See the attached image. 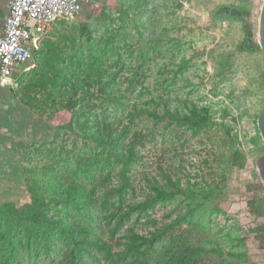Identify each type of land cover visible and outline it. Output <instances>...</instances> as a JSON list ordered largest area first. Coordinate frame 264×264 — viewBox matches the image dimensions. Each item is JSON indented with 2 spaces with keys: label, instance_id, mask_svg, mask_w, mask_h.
I'll return each mask as SVG.
<instances>
[{
  "label": "rangeland",
  "instance_id": "1",
  "mask_svg": "<svg viewBox=\"0 0 264 264\" xmlns=\"http://www.w3.org/2000/svg\"><path fill=\"white\" fill-rule=\"evenodd\" d=\"M262 2L96 0L56 21L15 78V99L48 136L19 144L18 184L0 205L56 196L62 211L49 204V216L94 231L113 254L150 246L149 264H264L254 230L263 221L246 208L264 197L255 164L264 153ZM134 108L139 142L123 173L90 134L102 122L119 129ZM192 109L199 129L185 119ZM82 157L93 175L82 174ZM79 183L91 190L86 205L69 208L65 188ZM67 247L58 230L22 263L55 264ZM98 258L87 262L110 264Z\"/></svg>",
  "mask_w": 264,
  "mask_h": 264
},
{
  "label": "trees",
  "instance_id": "2",
  "mask_svg": "<svg viewBox=\"0 0 264 264\" xmlns=\"http://www.w3.org/2000/svg\"><path fill=\"white\" fill-rule=\"evenodd\" d=\"M140 111L141 109L137 111L134 108V111L129 112L128 123H123L122 120L117 121L119 129H112L109 122H102L96 125L95 131L90 134L96 137L95 148L100 149V153L106 155L103 160L105 164L121 165L123 173L136 156V146L139 142L137 138L140 133L137 130H132V124L133 118L142 113ZM185 119L195 129L202 126L203 118L193 109L190 110L188 117L185 115ZM88 132L85 129L84 134L89 135ZM129 133H131L130 138L132 139L127 141L126 137ZM91 161H93L91 157H82L78 160L83 175H93L92 172L86 173L94 167L91 166L93 164ZM58 184L60 183H57V187H59ZM79 189L80 191H78ZM90 191L85 184L80 183L70 184L65 188V192L71 195L69 208L72 206L73 209H78L81 204L86 205V202H81V200L85 199ZM44 196L46 197H37L21 205L11 202L0 205V264H16V262L23 264V255H27V253L32 255L39 251L40 246H50L58 230H60V234L66 233L68 247L64 256L60 255L55 264H92L88 263L87 259L97 262L98 256L110 264H149L150 246L143 249L137 242H132L125 244L120 253L113 254L110 246L94 237V231L84 227L83 229L78 228L74 232L73 227L65 226L63 219L65 215L57 219L53 218V215L49 216L45 208L49 204H54L56 214L62 210L58 206L59 199L56 196L48 193ZM66 207L67 205L64 206V208ZM246 208L250 215L263 221L254 230L255 238L264 249V197L253 195L247 201ZM190 212L191 206L189 205L185 215H190ZM156 238L159 239L160 236L158 235Z\"/></svg>",
  "mask_w": 264,
  "mask_h": 264
},
{
  "label": "built area",
  "instance_id": "3",
  "mask_svg": "<svg viewBox=\"0 0 264 264\" xmlns=\"http://www.w3.org/2000/svg\"><path fill=\"white\" fill-rule=\"evenodd\" d=\"M96 0H9L0 29V86L32 61L34 49L56 21L80 16Z\"/></svg>",
  "mask_w": 264,
  "mask_h": 264
},
{
  "label": "crops",
  "instance_id": "4",
  "mask_svg": "<svg viewBox=\"0 0 264 264\" xmlns=\"http://www.w3.org/2000/svg\"><path fill=\"white\" fill-rule=\"evenodd\" d=\"M8 2L9 0H0V29L9 11ZM17 75L0 86V199L2 201L18 184L16 181L18 167L22 162L19 144L29 145L48 136L42 128L38 130L39 127H35L34 116L15 99ZM2 190L5 192L2 193Z\"/></svg>",
  "mask_w": 264,
  "mask_h": 264
},
{
  "label": "water",
  "instance_id": "5",
  "mask_svg": "<svg viewBox=\"0 0 264 264\" xmlns=\"http://www.w3.org/2000/svg\"><path fill=\"white\" fill-rule=\"evenodd\" d=\"M257 34H258V44L264 49V0L260 7L259 19L257 23ZM257 126L260 136L264 142V111L260 113L257 117ZM258 176L264 185V153L261 154L255 161Z\"/></svg>",
  "mask_w": 264,
  "mask_h": 264
}]
</instances>
